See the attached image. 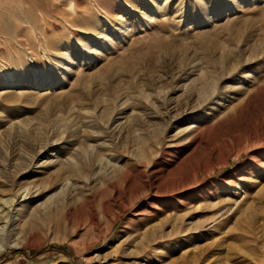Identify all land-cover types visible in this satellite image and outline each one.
<instances>
[{
    "label": "rangeland",
    "instance_id": "1",
    "mask_svg": "<svg viewBox=\"0 0 264 264\" xmlns=\"http://www.w3.org/2000/svg\"><path fill=\"white\" fill-rule=\"evenodd\" d=\"M8 199L0 264H264V0H0Z\"/></svg>",
    "mask_w": 264,
    "mask_h": 264
},
{
    "label": "bare ground",
    "instance_id": "2",
    "mask_svg": "<svg viewBox=\"0 0 264 264\" xmlns=\"http://www.w3.org/2000/svg\"><path fill=\"white\" fill-rule=\"evenodd\" d=\"M40 12V11H39ZM23 14V13H22ZM29 14V13H28ZM26 15H27V13H26ZM26 17V16H25ZM87 147H89V146H87ZM91 149V148H90ZM90 152V151H89ZM93 152V151H92ZM91 152V153H92ZM85 154L87 155V153L85 152ZM89 155V157H90V154H88ZM88 157V156H87ZM88 157V158H89ZM94 158V157H93ZM34 160V159H33ZM35 161H38L37 160V157L35 158ZM43 163V162H42ZM56 162H53L52 160H49L48 161V158L46 159V161L41 165V167H47V166H51V165H54ZM32 164V163H31ZM67 164H68V169H70V170H73V167H77L78 165H77V163L73 160H68L67 161ZM34 165V164H33ZM26 191V190H25ZM24 191V192H25ZM181 191V190H180ZM28 192H31L30 190H28ZM27 195H28V193H26ZM26 197V196H25ZM13 201L14 200H5V201H1V203H0V209L2 208V210H1V212L2 211H4V209L6 208H9L10 206H12V204H13ZM10 209V208H9ZM9 211V210H8ZM105 259H107V258H105ZM133 264H139V263H133Z\"/></svg>",
    "mask_w": 264,
    "mask_h": 264
},
{
    "label": "trees",
    "instance_id": "3",
    "mask_svg": "<svg viewBox=\"0 0 264 264\" xmlns=\"http://www.w3.org/2000/svg\"><path fill=\"white\" fill-rule=\"evenodd\" d=\"M16 253H18V252H16Z\"/></svg>",
    "mask_w": 264,
    "mask_h": 264
}]
</instances>
